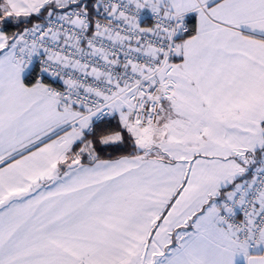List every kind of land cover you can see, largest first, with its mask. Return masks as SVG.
Wrapping results in <instances>:
<instances>
[{
  "label": "snow or ice",
  "instance_id": "obj_1",
  "mask_svg": "<svg viewBox=\"0 0 264 264\" xmlns=\"http://www.w3.org/2000/svg\"><path fill=\"white\" fill-rule=\"evenodd\" d=\"M0 264H264V0H0Z\"/></svg>",
  "mask_w": 264,
  "mask_h": 264
}]
</instances>
